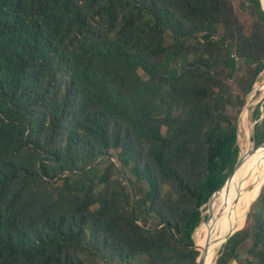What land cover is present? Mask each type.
I'll return each mask as SVG.
<instances>
[{
    "label": "trees",
    "instance_id": "obj_1",
    "mask_svg": "<svg viewBox=\"0 0 264 264\" xmlns=\"http://www.w3.org/2000/svg\"><path fill=\"white\" fill-rule=\"evenodd\" d=\"M263 71L261 0H0V264H198ZM246 218L215 264H264Z\"/></svg>",
    "mask_w": 264,
    "mask_h": 264
},
{
    "label": "bare ground",
    "instance_id": "obj_2",
    "mask_svg": "<svg viewBox=\"0 0 264 264\" xmlns=\"http://www.w3.org/2000/svg\"><path fill=\"white\" fill-rule=\"evenodd\" d=\"M248 113V108H246L244 114L242 113L241 121L243 123L247 120ZM261 154L259 157L253 156L254 158H251L244 164L242 163L243 165H241L236 175V183L230 190L222 193V197L228 200L229 204L224 208L218 224L210 228L209 236L203 239L198 245L201 252L205 254L203 264H213L221 244L229 235L242 228L247 210L249 211L251 209L253 203L259 197L263 181L258 186L256 185L258 191L253 202L250 204L249 194L251 189L264 177V147Z\"/></svg>",
    "mask_w": 264,
    "mask_h": 264
},
{
    "label": "rangeland",
    "instance_id": "obj_3",
    "mask_svg": "<svg viewBox=\"0 0 264 264\" xmlns=\"http://www.w3.org/2000/svg\"><path fill=\"white\" fill-rule=\"evenodd\" d=\"M262 4H263V1H262ZM263 6H264V4H263ZM246 108H248L249 113H248L247 120L244 121V123H243L241 121V119H242V116H243ZM258 108L261 112V116L258 120H256L254 118V114H255V110H257ZM263 119H264V71L259 75V77H258V79H257V81L253 87V90L249 94L247 101H246V104H245L243 110L241 111V114L239 115V119H238V145H239V149H240V155L242 157V162L239 165V167L235 170V175L227 183V186H225L222 189V191L209 204H206L203 207V217H204L203 221L194 233V240L196 243V247L200 251V253H201V250L199 249V246H198L199 243L203 239H205L206 237L209 236L210 228L213 225L218 224L220 216H221L224 208L226 207L227 204H229L228 200H226L222 197L223 196L222 193L224 191L230 190L233 187V185L236 183V180H237L236 175L238 174V171H239L241 165L246 163L251 158L259 157L262 155L261 152H262L263 147H261L259 154H256L255 150H253L254 146H255V142L254 141L250 142L249 138H250V136L253 137L256 124L261 123L263 121ZM262 181H263L262 186H261V190H262V187L264 186V177L261 181H259L257 184H255L253 186V188L251 189L250 194H249L250 195V204L253 202L254 197L257 194L258 184ZM250 211H251V209H250ZM250 211H248V212L250 213ZM248 212H247V215L249 214ZM246 222H247V218H246ZM246 222H244V224H243L244 226L240 230L245 228ZM225 241L219 247L218 252L214 258L213 264H215L216 259L219 256V253L223 247L222 245H224L226 243Z\"/></svg>",
    "mask_w": 264,
    "mask_h": 264
},
{
    "label": "water",
    "instance_id": "obj_4",
    "mask_svg": "<svg viewBox=\"0 0 264 264\" xmlns=\"http://www.w3.org/2000/svg\"><path fill=\"white\" fill-rule=\"evenodd\" d=\"M261 2H262V1H261ZM262 5H263V4H262ZM263 8H264V6H263ZM249 139H250V142H253V138H252V136H250ZM260 147H264V142H263L262 144H260V145H257V146L255 145L253 150H256V149H258V148H260ZM241 162H242V157H241V155H240V157H239V159H238V161H237V164L235 165V167H234L233 171L231 172V174L229 175L228 179L233 175V172L239 167V165L241 164ZM228 179H227V180H228ZM227 180H226V181H227ZM222 187H223V186H222ZM222 187H221V188H222ZM221 188H220V189H221ZM220 189H219V190H220ZM219 190H218V191H219ZM216 192H217V191H216ZM216 192H215V193H216ZM215 193H214V194H215ZM214 194H213V195H214ZM213 195H212V196H213ZM211 199H212V197L209 199V201H208L207 204H209V202L211 201ZM236 232H237V231H236ZM234 234H235V232L232 233L231 235H229V236L227 237V239H226L225 242H227V240H228L232 235H234ZM204 256H205V254L201 252L200 255H199L198 261H197L198 264H203Z\"/></svg>",
    "mask_w": 264,
    "mask_h": 264
}]
</instances>
